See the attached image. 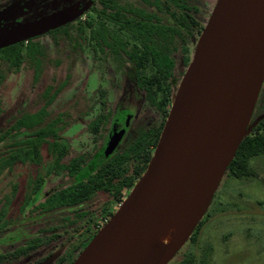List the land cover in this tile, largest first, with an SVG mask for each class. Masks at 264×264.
<instances>
[{
	"label": "flooded vegetation",
	"instance_id": "af4514ba",
	"mask_svg": "<svg viewBox=\"0 0 264 264\" xmlns=\"http://www.w3.org/2000/svg\"><path fill=\"white\" fill-rule=\"evenodd\" d=\"M129 1L137 9H126L125 0L113 5L110 0H0V33L37 21L52 25L0 50L19 46L22 67L31 63L30 49L36 46L39 67L36 74L33 65L32 69L37 77L51 66H61L64 45L70 53L63 60L71 62L72 75L85 68L86 88L75 91V100L85 97V103L81 100L73 107V127L84 128L86 142L73 146L70 159L64 157L65 162L73 161V175L65 173L69 183L49 189L42 180L41 189L31 198L37 201L24 202L22 218L7 221L4 226L11 230H0V264H72L150 162L216 0ZM63 84L46 88L41 97L48 93L54 99ZM21 112L10 115L8 129ZM262 115L264 80L250 123ZM27 140L8 141V151L0 154V160L12 162L18 156L13 152L17 144ZM49 157L51 167L53 156ZM22 165L32 166L28 161L12 163L0 175ZM50 173L56 178L55 170ZM61 189L73 191L72 204L49 203L50 196Z\"/></svg>",
	"mask_w": 264,
	"mask_h": 264
},
{
	"label": "water",
	"instance_id": "95a60500",
	"mask_svg": "<svg viewBox=\"0 0 264 264\" xmlns=\"http://www.w3.org/2000/svg\"><path fill=\"white\" fill-rule=\"evenodd\" d=\"M49 26L0 33V48ZM263 80L264 0H216L145 172L72 264H169L264 118L250 123Z\"/></svg>",
	"mask_w": 264,
	"mask_h": 264
},
{
	"label": "rangeland",
	"instance_id": "374dc122",
	"mask_svg": "<svg viewBox=\"0 0 264 264\" xmlns=\"http://www.w3.org/2000/svg\"><path fill=\"white\" fill-rule=\"evenodd\" d=\"M125 2L130 3L129 0ZM65 20L62 17V21ZM69 53L70 49L63 45L61 66H51L47 73L41 71L37 77L31 63L24 64L18 72H9L0 63V131L8 129L12 119L10 115H16L17 112L13 113L16 110L24 108L25 112L34 113L42 108L46 104L41 97L42 92L48 87L54 89L65 81L58 95L46 107L50 118L61 115L63 128L59 137L67 145L65 160L73 156V146L86 142L84 128L77 127L79 130H76L73 127V107L81 100L84 104L86 99L75 100V91L86 89L83 79L85 68H80L73 76L71 62L63 60L69 57ZM52 57L56 58L53 54ZM57 58L60 59V56ZM7 149L6 143H0L1 155ZM41 156V167L22 165L14 167L12 172L7 169L2 171L0 214L5 213L6 223L22 218V204L30 198L31 182L36 176L40 181L45 179L48 189L69 183L65 173L58 174L56 178L51 176L48 171L51 161L45 146L41 149ZM250 166L254 177L235 179L230 174H224L194 236L195 241L188 240L169 264H179L187 255L199 259L204 253L209 254L211 264H264V156L252 158ZM26 214L29 215V212ZM4 230L8 233L11 227ZM167 235L163 237L165 241L169 240Z\"/></svg>",
	"mask_w": 264,
	"mask_h": 264
},
{
	"label": "trees",
	"instance_id": "16d2710c",
	"mask_svg": "<svg viewBox=\"0 0 264 264\" xmlns=\"http://www.w3.org/2000/svg\"><path fill=\"white\" fill-rule=\"evenodd\" d=\"M177 4V0H174ZM116 0H110V4H115ZM111 8H118L116 6H111ZM126 9H137L136 6L132 4H127ZM133 25V23H129ZM20 47L14 45L12 47L0 50V63L6 66L8 71H17L23 63V56L20 53ZM35 47L30 49V58L29 61L32 63L35 69V74L37 73V68L39 67L38 54L39 51ZM45 94L44 99L46 102H50L53 97L47 96ZM49 104V103H48ZM47 105L40 108L34 113L30 112H21L16 118L14 125L11 129L0 131V143H7L11 139L27 138L26 143L19 142L17 144L18 148L13 152L18 155L15 157L12 162H8L5 159L0 160V171L6 166H9L12 163L22 162L28 163L32 166H39L41 164V149L43 146L46 147L49 154L53 156V165L49 167L48 171L55 170V173L61 174L66 173L67 175H73V161H64L65 155H67V145L62 142V139L59 137V132L62 129V126H54L56 123H62L61 115H58L54 118H50L51 115L47 112ZM1 113V111H0ZM13 132V136L10 132ZM257 156H264V118L258 123V125L252 130V132L246 135L242 142L240 143L233 160L229 164L226 173L230 174L235 179L249 178L254 177L253 169L250 166V161L252 158ZM35 177L33 183L34 189L31 190L30 198L28 201L33 198V195L36 196L39 190L41 189L42 182ZM31 186V187H32ZM32 205L37 201V198L31 200ZM49 203H63V204H72L73 203V191L69 190H58L53 193L48 199ZM27 202V201H26ZM5 213L0 214V230L5 228L6 222H4ZM202 220L194 230L189 241L194 242V236L201 225ZM179 264H211L210 256L208 253L201 254L200 258L197 259L193 255L185 256Z\"/></svg>",
	"mask_w": 264,
	"mask_h": 264
}]
</instances>
